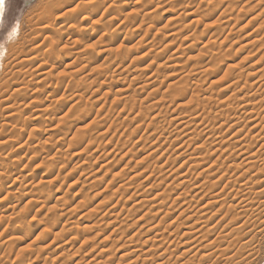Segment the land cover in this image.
Here are the masks:
<instances>
[{"label":"rangeland","instance_id":"obj_1","mask_svg":"<svg viewBox=\"0 0 264 264\" xmlns=\"http://www.w3.org/2000/svg\"><path fill=\"white\" fill-rule=\"evenodd\" d=\"M52 1L15 0V8L6 13L1 24L0 45L8 46L10 33L20 25L21 33L29 35L30 22L35 24L40 14H44L47 2L52 5ZM143 1L144 4L141 0H103L99 10L98 7H89L80 14L75 28H70L71 22L63 21L65 28L62 32L65 33L63 41L55 43L56 65L50 76L41 79V71H33L38 64L28 65L25 70L30 71L23 77L33 79L28 90L34 95L16 101L21 112L7 120V123L11 122L6 128L1 124L10 109H0V142L4 139L16 141L17 149L15 147L13 151H18L10 156V149L0 145L4 165L2 168L0 163V176L2 172L12 170L5 167L10 161L30 178L23 187L21 181L10 179L3 192L0 191V264H118L120 256L133 250L135 252L130 257L136 260L140 256V264L142 259L151 257L145 256L151 249L150 254L164 247L176 251V255L186 251L188 246L184 244L188 238H181V234L189 233L193 222L198 223L196 227L199 228L206 226L205 230L211 227L210 236L215 238L228 231L225 229L230 223L228 220L242 214L240 210H236L239 214L233 211L234 215L223 221L225 211L215 214L222 203L202 210L214 193L211 187L199 191L194 186L204 185L209 172L226 174V164L231 163L228 156L238 149L230 150L225 143H221L223 146L215 144L220 143L226 132L218 120V110L239 104L238 99L226 103L222 98L226 93L221 90L226 86L228 75L255 73L257 65L253 67L254 63L264 55V0ZM55 5L56 0L52 6ZM69 30L79 32L77 37L72 38ZM43 40L44 35L32 46L40 44L42 52L48 51L49 43ZM261 60L259 66L263 67L264 58ZM20 75L18 77L23 78ZM253 80V77L249 78V82ZM245 82L243 78L242 85ZM171 83L175 85L170 87ZM179 90L188 91L185 92L188 95ZM219 92H222L221 97ZM231 92L234 95L237 88L230 90L229 94ZM31 102L34 105H30ZM39 105L47 109L42 118L36 116ZM237 110V117H245L242 114L244 109L238 107ZM208 119H212L211 122ZM170 120L175 121L173 126ZM177 120H183L185 127L178 126ZM216 121L217 131L214 130ZM206 123L210 125L206 126ZM210 127L211 131L208 130ZM233 132L225 137L229 139ZM244 170L245 167L231 169L230 173L240 174ZM203 171L207 173L200 175ZM12 181L16 185H11ZM238 184L239 187L242 183ZM25 193L29 194L28 199H25ZM204 193L210 196L201 200ZM232 200L233 195L226 199V205ZM249 213L237 225L248 222L247 229L240 226L244 229L241 236L234 233L222 242L229 247L234 239L232 236L235 239L240 236V243L236 242L239 239H234L230 245L231 251L241 253L240 257H235L234 263L264 264V222H261L264 218L257 222L254 213L253 216L251 211ZM161 217L166 219L162 222ZM186 217L191 220L187 226L179 228L181 234L177 236L173 230ZM251 225L261 230L256 226L255 230ZM156 234L157 240L166 236L170 243H175H165L166 246L159 248L161 241L154 240ZM235 242L238 243L237 249ZM63 244L66 245L62 249ZM243 246L246 250H242ZM130 257L124 258V263L120 264H135Z\"/></svg>","mask_w":264,"mask_h":264},{"label":"bare ground","instance_id":"obj_2","mask_svg":"<svg viewBox=\"0 0 264 264\" xmlns=\"http://www.w3.org/2000/svg\"><path fill=\"white\" fill-rule=\"evenodd\" d=\"M57 1V5H55V6H52L53 4H55V0H54V2H53V4L52 5H50L51 3V1L49 2V4H48V2H47V4H46V6H47V8H46V10H45V12H42V13H44V14H40V13H38V15L40 14L41 16H39L40 18H39V20L37 19V21L35 22V24H31V22H30V25H32V28H31V33L29 34V35H27V36H24V34H22L21 33V31H22V29H21V25H20V27L19 28H17V29H15L14 31H12L11 33H10V35H9V37H8V43H10L8 46H4V45H0V99H1V101H0V109H10V110H7L8 112V114L6 113V115L3 117V118H5L4 120V123L3 124H1V127H3V128H6L8 125H9V123L11 122H9V123H7V120H12L11 119V117L12 116H14V115H16V114H20V105H16V101L19 99V98H24V97H31L32 95H34L33 93H30L29 92V90H28V87H29V85H30V83H32V80L33 79H30V80H27L25 77H23L24 76V74H28V72L30 71V70H25L27 67H28V65H34V64H38V66H37V68L36 69H34L33 71H37V70H39V71H41V73H39V77L42 79V78H45V79H47L48 78V76H50V74L52 73V69H54V66L56 65V61H54V59H55V55H56V44H59V43H61L62 41H63V33H65V32H62V30L65 28V22H63V21H67V22H71L72 23V25H71V29H73V26H74V28H75V26H77V23H78V21H80V20H78V19H80L79 18V16H80V14H84L85 13V11H86V9L88 10L89 9V7H93V8H91V9H94V7H98V9L97 10H99V8H101L102 6H103V4H104V2H103V0H56ZM114 1H116V0H114ZM118 1H120V0H118ZM113 2V1H112ZM122 2V1H121ZM121 2H120V4H121ZM139 2V1H138ZM143 2H146V0H144ZM114 3V2H113ZM124 3V2H123ZM137 3V2H136ZM141 3H142V0H141ZM142 4H144V3H142ZM124 5V4H123ZM129 5V4H128ZM120 7V6H119ZM121 7L123 8V6H122V4H121ZM125 7H127L126 5H125ZM95 8V9H96ZM43 9V8H42ZM43 11V10H42ZM96 11V10H95ZM97 12V11H96ZM137 12V11H136ZM196 13V12H195ZM192 14V13H191ZM190 14V15H191ZM37 15V14H36ZM44 15V16H43ZM128 16V15H127ZM132 17H133V15H132ZM0 19H3L4 20V17L3 18H0ZM33 19V18H32ZM136 20V19H135ZM28 22H29V20H27ZM31 21V20H30ZM84 21V20H83ZM196 21H197V19H196ZM136 22V21H135ZM135 22H134V24H135ZM80 23V22H79ZM86 23V22H85ZM249 24H251V22H249L248 23V25ZM81 25V24H80ZM83 25H85V24H83ZM140 25V24H139ZM247 25V26H248ZM56 26H58L57 28H56ZM0 28H1V24H0ZM69 28V29H70ZM79 28V27H78ZM84 28V27H83ZM86 29V28H85ZM244 29V28H243ZM71 31V32H70ZM19 33H21L22 35H21V37H19ZM68 33V32H67ZM67 33H66V35H67ZM77 33H79V32H73L72 30H69V35L72 37V38H74V37H77ZM42 35H44V42L46 43L47 42V44H48V48H46L48 51H46V52H42L41 51V48H42V46H41V48H40V44L39 45H37V46H32L33 44H35L36 43V41H37V39L40 37V36H42ZM252 35V34H251ZM249 36V35H248ZM19 37V38H18ZM78 37H80V36H78ZM15 41L14 43L12 42V41ZM49 41V42H48ZM257 41V40H256ZM75 42H77V40H75ZM254 42V41H253ZM56 43V44H55ZM46 44V45H47ZM250 44V43H249ZM41 45H43V42L41 43ZM45 45V46H46ZM44 48V47H43ZM78 54V53H77ZM176 55L178 54V53H175ZM174 54V55H175ZM78 56V55H77ZM31 57V58H30ZM171 58V57H170ZM262 58H264V55H262V57H261V59ZM260 59V60H261ZM259 60V62H261ZM50 62H53L52 64H50ZM259 62L257 61V62H255L254 63V66L253 67H255V65H257L256 66V68H254V70H255V73L253 72V73H247V74H245V73H239V74H237V75H234V76H231L232 74H230V76L228 75L227 77V79H226V81H225V85L226 86H224V88L221 90L222 92H223V94L224 93H226V94H224L223 96H222V98L225 100L226 99V103L228 102V101H232V100H237L238 99V102H239V104L236 106V107H234L233 108V106L231 107L230 105H228V106H230L231 108H226V107H224L225 109H222V107H221V109L222 110H218L219 111V113H220V115H218V120H220V124H221V126H223L222 127V129H224V127L226 128V132L223 134V136H221V141H219L220 143H218V142H216L215 144L217 145V144H219V145H221V143H225V144H228V148L230 149H235L236 150V148H238L237 150H236V152L234 151V152H232L231 154H230V156H228L229 157V159H230V161H231V163L229 164V162H228V166H227V164H226V167H227V169H224V170H226V174L225 173H222V174H225V175H222V174H218L220 171H218L217 173H214V172H212V173H214V174H211V172H209L210 174L208 175V176H206V178H205V183H204V185H203V187H201L202 185L199 183V182H197V183H199V185H201V186H197V184L194 186V189L195 190H199V189H202L203 190V188L204 187H207L208 186V188L209 187H211L212 189H210V190H212L213 191V195L209 198L208 196H210L209 194H208V196H206L207 195V193L208 192H210V194H212V192L210 191V190H208V188H207V190H208V192L206 193V191H205V193H206V195H205V193L203 194V196L204 197H202L201 198V200H205L206 199V197L207 198H209V201H207L206 202V205L205 206H202L201 207V209L203 210V209H207V208H209V207H214L215 205H219V204H221L222 203V206L220 207V208H217V210H215L216 212H215V214H219L220 212L222 213L223 211H225V213H223L224 214V216L222 217L223 218V221L227 218V219H229V216H231V214H232V216L234 215V213H233V211H235L236 212V210H240V212L242 211V214L240 215L239 213H237L236 212V214H239V216L240 217H238V216H236V217H234L233 216V218H235V219H233V218H231L230 220H228V222H230V223H228V224H226V227H225V229L226 230H228V231H224L225 233V235L223 236L222 234L219 236H217V237H215V238H212L211 236H212V233L210 232L211 231V227L210 228H208V226H207V230H205V228L204 227H206V226H200V228L199 227H196V225L198 224V223H196V222H193V224L191 225V224H189V225H191L190 227H191V229H190V227H189V225H188V227H189V230H191L189 233H187V231H186V233L185 232H183L182 234H181V232L179 231V228L180 227H183L184 225H186L187 223H189L190 222V220H191V217L193 216H191V217H186L185 219V221H183L182 223H180L179 225H178V227L175 229V230H173V232L175 233V234H177V236H180V234H181V236H183V237H181V238H184V239H186V238H188V242L187 243H185L184 244V246L185 245H187L188 246V248L187 249H185L186 251H184V252H182V253H180V255L178 254V251H177V254L178 255H176V251L175 252H171L170 251V248H163L161 251H159L158 252V250H155V251H157L156 253H153V254H150V252H151V250H149V251H147V252H149L148 254L146 253H144L145 254V256H148V255H150L151 257V259L149 258V257H146V258H144V259H142V261H141V263L142 264H235L234 262L237 260V259H235V257L236 256H238V257H240V255H239V253L240 252H238V250H236L237 249V244L238 243H240L241 242V240H242V238H239L240 236H241V232H244V229L242 228L243 227V225H244V227H246L247 226V224L246 223H248V222H246V223H242L241 225H242V227H237V225L239 224V223H241V218L243 217V216H245V215H247V213H249V211H251V215H252V213H254L253 215L255 216V217H253V218H256V221L257 220H261L262 218H264V66L262 67H260L259 66ZM211 66V65H210ZM174 68H176V67H174ZM50 69V70H49ZM52 70V71H51ZM32 71V72H33ZM127 71V70H126ZM228 72V71H227ZM231 72V71H230ZM19 74H21L20 76H22L23 78H21V77H18V75ZM23 74V75H22ZM151 76V75H150ZM153 76V75H152ZM236 76V77H235ZM250 77H253L254 78V80L252 81V82H249V78ZM146 78V77H145ZM148 78V77H147ZM184 78V77H183ZM246 79V82H245V84L244 85H242V83H241V80L242 79ZM149 79V78H148ZM176 83V82H175ZM175 83H171V85L172 86H170V87H173V85H175ZM178 83V82H177ZM177 83H176V85H177ZM180 83H181V81H180ZM38 84H39V82H38ZM222 87V86H221ZM175 88V87H174ZM236 89L237 88V92L233 95V93L235 92H231L232 94H229V91L231 90V91H233V89ZM184 89V88H183ZM186 89V88H185ZM197 89V88H196ZM174 90H177L176 88L174 89ZM198 90V89H197ZM180 91V90H179ZM196 91V90H195ZM177 92V91H176ZM175 92V94L177 95V93ZM181 93H184V94H186L187 92L186 91H180ZM186 92V93H185ZM222 92H219L220 93V95H219V97H221V93ZM181 93H180V95H181ZM200 93H201V89H200ZM199 93V94H200ZM205 93V92H204ZM218 93V94H219ZM174 94V95H175ZM206 94V93H205ZM216 94V93H215ZM183 95V94H182ZM186 95H188V94H186ZM190 95V94H189ZM201 95V94H200ZM212 95V94H211ZM233 95V96H232ZM196 96V95H195ZM206 96H208V95H206ZM215 96V95H214ZM179 97H182V96H179ZM186 97V96H185ZM198 97V96H197ZM200 97V96H199ZM210 97V95L208 96V98ZM166 98V97H165ZM176 98H177V96H176ZM183 99H185L184 98V95H183V97H182ZM181 98V99H182ZM202 98V97H201ZM179 99V98H178ZM180 99V100H181ZM200 99V98H199ZM206 99L207 98H205V101H206ZM211 99V98H210ZM11 100L13 101V103L11 102ZM179 100V101H180ZM194 100H196V99H194ZM203 100V99H202ZM223 100V101H224ZM173 101V100H172ZM192 101V100H191ZM197 101H199V100H197ZM211 101H213V100H211ZM219 101V100H218ZM12 103V106H11V103ZM193 102V101H192ZM201 102V101H200ZM209 103H211L210 101H208ZM37 103V102H36ZM230 103V102H229ZM30 105L31 104H33L34 105V102H31V103H29ZM174 104V103H173ZM191 104V103H190ZM224 104V103H223ZM211 105V104H210ZM222 105V104H221ZM6 106V107H5ZM17 106H19L18 108H17ZM154 106V105H153ZM157 106V105H156ZM176 106V105H175ZM181 106V105H180ZM198 106H199V104H198ZM3 107H5V108H3ZM36 107V106H35ZM44 106H42V105H39L38 107H37V109H39V110H37L38 112V115H36V116H38V118H42L43 116H45L44 115V113L46 112V108H43ZM203 107V106H202ZM238 107H240V109H244L245 111L244 112H242V114H244L245 115V117L243 116H241V117H237V114H238ZM48 108V107H47ZM145 108V107H144ZM154 108V107H153ZM183 108H185V107H183ZM190 108V107H189ZM195 108V107H194ZM196 108H197V106H196ZM208 108V107H207ZM211 108V107H210ZM20 109V110H19ZM49 109V108H48ZM187 109H188V107H187ZM202 109V108H201ZM217 109V108H216ZM234 109V110H233ZM183 110V109H182ZM190 110H191V108H190ZM143 111V110H142ZM161 111V110H160ZM159 111V112H160ZM193 111V110H192ZM195 111H196V109H195ZM194 111V112H195ZM206 111V110H205ZM145 112V111H144ZM162 112V111H161ZM36 113V114H37ZM191 113V112H190ZM214 113V112H213ZM246 113V114H245ZM4 114V113H3ZM48 114V113H47ZM143 114V113H142ZM147 114V113H146ZM146 114H144L145 116H146ZM149 114V113H148ZM184 114V113H183ZM193 114V113H192ZM202 114V113H201ZM200 114V115H201ZM203 114H204V112H203ZM179 115V114H178ZM182 115V114H181ZM141 116V115H140ZM148 116V115H147ZM154 116V115H153ZM192 116V115H191ZM212 116V115H211ZM233 116V117H232ZM143 117V116H142ZM155 117V116H154ZM186 117V116H185ZM208 117H210V116H208ZM216 117V116H215ZM232 117V118H231ZM153 118V117H152ZM159 118H160V116H159ZM164 118V117H163ZM205 118V117H204ZM173 119V118H172ZM176 119H177V117L175 118V121H176ZM183 119V118H182ZM185 119V118H184ZM35 120V119H34ZM37 120V119H36ZM139 120V119H138ZM144 120V119H143ZM142 120V121H143ZM157 120H158V118H157ZM161 120V119H160ZM187 120V119H186ZM208 120H210V119H208ZM212 120V119H211ZM211 120H210V122H211ZM215 120H217V118H215ZM215 120H213L212 122L214 123V121ZM217 120V121H218ZM171 121V120H170ZM175 121H171V125H172V123L173 122H175ZM178 121V120H177ZM188 121V120H187ZM199 121V120H198ZM217 121L215 122V125L217 124ZM180 124H178V126H183V124H185V122H183V120L181 121V120H179L178 121ZM152 123V122H151ZM159 123V122H158ZM207 123H209V122H207ZM206 123V126H209L208 124ZM139 124V123H138ZM176 124V123H175ZM195 124V123H194ZM212 124V123H211ZM168 125V124H167ZM174 125V124H173ZM172 125V126H173ZM214 125V124H213ZM212 125V126H213ZM187 126V125H186ZM200 126V125H199ZM183 127H185V126H183ZM188 128H189V126H187ZM198 127V126H197ZM203 127V126H202ZM217 127V125L215 126V129L214 130H216V129H218V128H216ZM177 128V127H176ZM206 128H208V127H206ZM219 128L221 129V127L219 126ZM198 129V128H197ZM200 129H202V128H200ZM211 129V127L208 129V130H210ZM194 130V129H193ZM178 131H181V129L180 130H178ZM186 131H187V129H185V132L184 133H186ZM190 131V130H189ZM192 131V130H191ZM211 131V130H210ZM217 131V130H216ZM232 131H235V133H234V135H233V133H232V136L228 139V138H226L225 136H226V134L227 133H229V132H232ZM137 132V131H136ZM192 132H194V131H192ZM197 132V131H196ZM199 132V131H198ZM209 132V131H208ZM219 132V131H218ZM217 132V133H218ZM45 133V132H44ZM47 133H49V132H47ZM46 133V134H47ZM178 133V132H177ZM183 133V132H182ZM183 133V134H184ZM191 133V132H190ZM190 133H188L189 134V136H190ZM211 133V132H210ZM209 133V134H210ZM164 134V133H163ZM192 134V133H191ZM204 134V133H203ZM212 134V133H211ZM218 134H220V133H218ZM193 135H194V133H193ZM193 135H192V137H193ZM162 136V135H161ZM201 136V135H200ZM52 138V137H51ZM194 138V137H193ZM214 138H216V137H214ZM219 137H217L216 139H218ZM42 139H43V137H42ZM42 139H40V140H42ZM49 139V138H48ZM143 139V138H142ZM158 139V138H157ZM171 139V138H170ZM206 139V138H205ZM211 139V138H210ZM220 139V138H219ZM233 139V140H232ZM235 139V140H234ZM39 140V141H40ZM146 140V139H145ZM212 140H213V137H212ZM225 140V141H224ZM232 140V141H231ZM46 141H48V140H46ZM50 141V140H49ZM82 141V140H81ZM172 141V140H171ZM214 141V140H213ZM223 141V142H222ZM234 141V142H233ZM16 142V141H15ZM15 142L13 141H8V140H2L1 142H0V145L1 146H6L8 149H10V151H11V153L9 152V154H10V156H12V155H14V154H16V153H18V151L17 152H15L14 153V148L17 146L16 144H15ZM44 142H45V140H44ZM190 142H192V141H190ZM215 142V141H214ZM213 142V143H214ZM211 143V142H210ZM209 143V144H210ZM44 144V143H43ZM208 144V143H207ZM212 144V143H211ZM237 144V145H236ZM16 145V146H15ZM38 145H41V144H38ZM46 145V144H45ZM80 145V144H79ZM165 145V144H164ZM188 145V144H187ZM201 145V144H200ZM199 145V146H200ZM203 145H204V142H203ZM202 145V146H203ZM218 145V146H219ZM0 146V147H1ZM208 146H210V145H208ZM221 146H223V145H221ZM19 147V146H18ZM30 147V146H29ZM28 147V148H29ZM35 147V146H34ZM33 147V148H34ZM44 147V146H43ZM71 147V146H70ZM156 147V146H155ZM205 147V146H204ZM207 147V146H206ZM211 148L213 147V146H210ZM216 147V146H215ZM4 148V147H3ZM31 148V147H30ZM32 148V149H33ZM37 148V147H36ZM201 148V147H200ZM219 148V147H218ZM217 148V149H218ZM220 148H222V147H220ZM219 148V149H220ZM1 149V148H0ZM16 149H17V147H16ZM18 149H20V148H18ZM73 149V148H72ZM199 149V148H198ZM230 149V150H231ZM14 150V151H13ZM31 150V149H30ZM201 150V149H200ZM199 150V151H200ZM216 150V149H215ZM217 151V150H216ZM220 151V150H219ZM19 152H20V150H19ZM33 152V151H32ZM224 152V151H223ZM222 152V153H223ZM197 153H198V151H197ZM4 154V153H3ZM161 156V155H160ZM212 156V155H211ZM2 157V156H1ZM1 157H0V163L2 164L1 165V167L2 166H4L3 165V163H2V159H1ZM145 157V156H144ZM207 157V156H206ZM4 158H6L5 156H4ZM15 158V157H14ZM210 158V157H209ZM219 158H221V157H219ZM218 158V159H219ZM234 158V159H233ZM7 159V158H6ZM16 159H17V157H16ZM147 159V158H146ZM161 159V158H160ZM226 159V158H225ZM172 160V159H171ZM197 160V159H196ZM202 160V159H201ZM5 161V160H4ZM175 161V160H174ZM214 161V160H213ZM216 162L218 161V160H215ZM6 162V161H5ZM18 162H20V160H18ZM185 162V161H184ZM219 162V161H218ZM7 164L5 165V167H6V169L8 168V169H12L11 171H5V172H2L1 174V176H0V191H2L3 189H4V187L8 184V181L10 182L11 180L10 179H14V181H17L18 180V182L19 181H21V185H22V187H23V183H25L27 180H29L30 178H29V176H24V174H23V171H21V172H19V170H18V165L17 164H14V162L13 163H10V161L9 162H6ZM167 163V162H166ZM168 164V163H167ZM214 164V163H213ZM212 164V165H213ZM225 164V163H224ZM223 165V164H222ZM185 166V165H184ZM212 167V166H211ZM224 167V166H223ZM243 167H245V170H244V172H242V173H240V174H236V173H230V171H231V169H234V170H240V169H242ZM3 168V167H2ZM159 169H160V167H158ZM5 169V168H4ZM181 169V168H180ZM213 169H214V166H213ZM213 169H212V171H213ZM219 169V168H218ZM0 170H1V168H0ZM21 170V169H20ZM205 170H207L206 168H205ZM209 171H210V169H209ZM214 171H216V170H214ZM253 171V172H252ZM190 172V171H189ZM189 172H187V173H189ZM207 172H208V170H207ZM207 172H205V173H207ZM222 172V171H221ZM252 172V173H251ZM202 173H204V171L203 172H201V173H199L200 175H202ZM204 173V174H205ZM187 175V174H186ZM182 177H184L183 175H182ZM150 178H151V176H150ZM186 178V177H185ZM184 178V179H185ZM146 180V179H145ZM149 180V179H148ZM181 180H183V179H181ZM150 181V180H149ZM185 182H187V180L185 179L184 180ZM13 182V181H12ZM28 182V181H27ZM240 182L242 183L239 187L238 186H236V184H240ZM171 183V182H170ZM207 183V184H206ZM14 184L16 185V182L14 183H12L11 185H13L14 186ZM30 184V183H29ZM175 184V183H174ZM182 184H185V183H182ZM209 184V185H208ZM238 184V185H239ZM170 185V184H169ZM172 185H173V183H172ZM180 185V184H179ZM19 186V185H18ZM156 186V185H155ZM181 186H183V185H181ZM238 187V188H236V187ZM11 187V186H10ZM12 188V187H11ZM188 188V187H187ZM187 188H186V190L185 191H188L187 190ZM151 189V188H150ZM149 189V190H150ZM221 189V190H220ZM151 191V190H150ZM166 191V190H165ZM200 191V190H199ZM199 191H197V193L199 192ZM3 192V191H2ZM28 192H29V190H28ZM31 192V191H30ZM52 192V191H51ZM162 193V192H161ZM184 193V192H183ZM182 193V194H183ZM196 193V194H197ZM160 194V193H159ZM181 194V193H180ZM185 194H187L186 192H185ZM200 194V193H199ZM32 195H33V193H32ZM32 195H30V196H32ZM231 195H233V200L232 201H230L227 205H226V199L229 197V196H231ZM160 196V195H159ZM179 196H181V195H179ZM194 196H196L195 194H194ZM194 196H193V199H194ZM24 197H25V199H28L29 198V194H26L25 193V195H24ZM163 197V196H162ZM197 197H198V195H197ZM7 198V197H6ZM53 198V197H52ZM157 198H159L158 196H157ZM164 199V198H163ZM178 199V198H177ZM196 199V198H195ZM45 200H47V199H45ZM49 200V199H48ZM152 200V199H151ZM27 201V200H26ZM35 201V200H34ZM154 201V200H153ZM225 203H224V202ZM1 202V201H0ZM149 202V201H148ZM147 202V203H148ZM164 202V201H163ZM3 203V202H2ZM30 203V202H29ZM34 203V202H33ZM36 203V202H35ZM139 205H140V200H139ZM166 203V202H165ZM234 203H237V205H233ZM1 204V203H0ZM11 204V203H10ZM39 204V203H38ZM160 204V203H159ZM145 205V204H144ZM185 205V204H184ZM187 205V204H186ZM13 206V205H12ZM15 206V205H14ZM35 206V205H34ZM143 206V205H142ZM156 206V205H155ZM164 206V205H163ZM173 206V205H172ZM8 207V206H7ZM46 207V206H45ZM138 207V206H137ZM132 208H134V207H132ZM143 208V207H142ZM192 208V207H191ZM6 209V208H5ZM40 209V208H39ZM140 209V208H139ZM189 209V208H188ZM187 209V210H188ZM210 209V208H209ZM13 210H14V208H13ZM191 210V209H190ZM193 210V209H192ZM213 210V209H212ZM37 211V210H36ZM171 211V210H170ZM185 212H187L186 211V209L184 210ZM182 212L183 214H185V212ZM172 212V211H171ZM170 212V213H171ZM197 212H200V211H197ZM196 212V213H197ZM168 213H169V211H168ZM167 213V214H168ZM196 213H193V214H196ZM214 214V215H215ZM148 215V214H147ZM170 215V214H169ZM168 215V216H169ZM181 215V214H180ZM197 215V214H196ZM249 215H250V213H249ZM252 215V216H253ZM183 216V215H182ZM163 217V216H162ZM161 217V218H162ZM165 217H167V215H165ZM164 217V218H165ZM180 217V216H179ZM239 218V220H237L236 218ZM142 218V217H141ZM164 218H162V222L164 221L163 219ZM177 218H178V216H177ZM176 218V219H177ZM247 218V217H246ZM245 218V219H246ZM252 218V217H251ZM166 219V218H165ZM174 219V218H173ZM243 219V218H242ZM244 219V220H245ZM178 220V219H177ZM220 220V219H219ZM251 220V219H250ZM160 221V222H161ZM179 221V220H178ZM197 221V220H196ZM210 221V220H209ZM208 221V222H209ZM253 221V220H252ZM89 222V221H88ZM177 222V221H176ZM199 222V221H198ZM202 222V221H201ZM207 222V223H208ZM227 222V221H226ZM258 222V221H257ZM261 222L263 223L264 221L263 220H261ZM261 222H260V224H261ZM20 223V222H19ZM23 223V222H22ZM200 223V222H199ZM255 223V222H254ZM256 224V223H255ZM171 226H172V224H170ZM169 225V226H170ZM173 225H174V223H173ZM200 225V224H199ZM202 225H204V223L202 224ZM249 225V224H248ZM254 225V224H253ZM253 225H251L252 226V228L254 227L255 228V230L258 228L256 225V227L255 226H253ZM259 225V224H258ZM263 225V224H262ZM262 225H260V227H262ZM15 226V225H14ZM155 226V225H154ZM187 226V225H186ZM229 226V227H228ZM16 227H18V226H16ZM188 227H186V229L188 228ZM196 227V228H195ZM232 227V228H231ZM13 228V230H15L14 228L15 227H12ZM153 228V227H152ZM156 230H158V228H157V226H155L154 227ZM154 228H153V230H154ZM170 228V227H169ZM194 228V229H193ZM228 228V229H227ZM167 229V228H166ZM243 229V230H242ZM246 229H247V227H246ZM245 229V230H246ZM261 230V228H258V230ZM152 230V229H151ZM151 230H150V232H151ZM152 230V231H153ZM156 230H154V231H156ZM169 230V229H168ZM249 230V229H248ZM255 230H253V231H255ZM17 231V230H16ZM215 231V230H214ZM222 231V230H221ZM250 231V230H249ZM252 231V230H251ZM173 232H171V233H173ZM148 233V232H147ZM170 233V234H171ZM220 233V232H219ZM238 234L239 235V233H240V236H238L237 235V237H236V239H235V236H232L235 240H238V241H236V242H238L237 244H236V242H235V247H236V251H231L232 249H231V246L233 245V243H234V239H232L233 240V242H232V240L230 239V241L232 242V243H229L230 245H229V247H225L227 244H225L224 243V241L222 242V240L225 238V239H228L229 237H231V235L232 234ZM245 233H248V231L246 232L245 231ZM250 233V232H249ZM252 233V232H251ZM16 234V233H15ZM160 234V233H159ZM158 234V235H159ZM162 234V233H161ZM136 235V234H135ZM137 235H139V234H137ZM164 235V234H163ZM163 235H161V236H163ZM211 235V236H210ZM244 235V234H243ZM248 235V234H247ZM140 236V235H139ZM191 236V237H190ZM245 236H246V234H245ZM250 236V235H249ZM135 237V236H134ZM155 237V236H154ZM156 239H154L155 241L158 239V236H157V234H156ZM165 237V238H164ZM163 238H159L160 240H157V241H161V244L159 243H157L158 244V246H159V248L162 246V245H164L165 243H170L169 241V238H166V236H164ZM171 237H172V235H171ZM186 237V238H185ZM211 237V238H210ZM130 238H132V237H130ZM129 238V239H130ZM136 238V237H135ZM179 237H177V239H178ZM181 238H179V239H181ZM13 239V238H12ZM150 239V238H149ZM152 239V238H151ZM241 239V240H240ZM250 239V238H249ZM140 240V239H139ZM153 240V241H154ZM176 240V239H175ZM133 242V241H132ZM131 242V243H132ZM137 242V241H136ZM149 242V240L148 241H146L145 242V244L146 243H148ZM173 242L175 243V241H171V245H173ZM229 242V241H228ZM127 243H130V242H127ZM135 243V242H134ZM138 243H140V241L138 242ZM138 243H137V245H138ZM143 243V242H142ZM141 243V244H142ZM153 243V242H152ZM155 243V242H154ZM176 243H177V240H176ZM225 244V246H224V244ZM227 243V242H226ZM246 243V242H245ZM125 244V243H124ZM144 243H143V245H145ZM156 244V245H157ZM255 244V243H254ZM64 246H61L62 247V249L65 247V245L66 244H63ZM127 245H129V244H127ZM127 245H126V247H127ZM131 245H133V244H131ZM148 245V244H147ZM146 245V246H147ZM155 244L153 245V246H155V247H157ZM169 245V244H168ZM190 245H192V246H190ZM239 245H241V244H239ZM244 245V244H243ZM152 246V247H153ZM164 246H166V245H164ZM179 246V245H178ZM186 246V247H187ZM112 247V246H111ZM126 247H124V248H126ZM137 247V246H136ZM163 247V246H162ZM161 247V248H162ZM172 247V246H171ZM183 247V246H182ZM59 248V247H58ZM140 248V247H139ZM177 248V247H176ZM234 248V247H233ZM244 248H246V247H242V250H246V249H244ZM108 249V248H107ZM132 249V248H131ZM137 249V248H136ZM155 249V248H154ZM178 249V248H177ZM241 249V248H240ZM130 250V249H129ZM138 250V249H137ZM142 250V249H141ZM241 250V251H242ZM131 251V250H130ZM134 251V250H133ZM133 251H131L130 252V254H128V252H126L124 255H122V256H120V263L124 260V258L126 259L128 256L130 257L132 254V252ZM135 252V251H134ZM139 252V251H138ZM243 252H246V251H243ZM242 252V253H243ZM252 252V251H251ZM101 253H102V251H101ZM107 253V252H106ZM152 253V252H151ZM191 253H194L192 256H188V255H191ZM248 253H249V251H248ZM159 254V255H158ZM241 254V253H240ZM245 254V253H244ZM244 254H242L243 255V257H244ZM250 254V253H249ZM133 255H134V253H133ZM140 255V254H139ZM247 255V254H246ZM137 257V256H136ZM109 258V257H108ZM131 258V257H130ZM237 258V257H236ZM113 259V258H112ZM132 259V258H131ZM134 259V258H133ZM133 259H132V261H133ZM140 259H141V257L139 256V257H137L136 258V260L134 259V262H135V264H138V261H140ZM235 259V260H234ZM240 259V258H239ZM238 259V260H239ZM94 260V259H93ZM104 260H106V259H104ZM103 260V261H104ZM128 260V259H127ZM99 261V260H98ZM102 261V260H101ZM108 261H111V260H108ZM132 261L130 262V263H132ZM95 262V261H94ZM105 262V261H104ZM103 262V263H104ZM119 262V261H118ZM149 262V263H148ZM7 263V262H6ZM120 263H118V264H120ZM123 263H124V261H123ZM140 263V264H141ZM97 264V263H96ZM98 264H101V263H98ZM105 264H107V262L105 263ZM109 264V263H108ZM129 264V263H128Z\"/></svg>","mask_w":264,"mask_h":264},{"label":"snow or ice","instance_id":"obj_3","mask_svg":"<svg viewBox=\"0 0 264 264\" xmlns=\"http://www.w3.org/2000/svg\"><path fill=\"white\" fill-rule=\"evenodd\" d=\"M14 8L15 0H0V18L5 17L6 13L12 11ZM0 24H3V19H0Z\"/></svg>","mask_w":264,"mask_h":264}]
</instances>
